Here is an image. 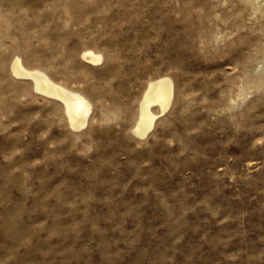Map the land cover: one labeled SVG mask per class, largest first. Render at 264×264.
<instances>
[{"label":"rangeland","instance_id":"obj_1","mask_svg":"<svg viewBox=\"0 0 264 264\" xmlns=\"http://www.w3.org/2000/svg\"><path fill=\"white\" fill-rule=\"evenodd\" d=\"M260 5L0 0V264H264ZM16 58L85 96L87 125ZM164 76L172 105L140 138Z\"/></svg>","mask_w":264,"mask_h":264},{"label":"bare ground","instance_id":"obj_2","mask_svg":"<svg viewBox=\"0 0 264 264\" xmlns=\"http://www.w3.org/2000/svg\"><path fill=\"white\" fill-rule=\"evenodd\" d=\"M247 1L252 2L257 11L262 7L261 2H264ZM81 56L84 61L93 64L103 59L100 53L93 50H86ZM12 72L18 79L31 81L33 91L37 94L59 101L63 105L69 127L74 131L81 130L87 125L91 103L85 96L56 82L41 70L26 68L20 58L13 61ZM174 87L173 80L166 76L154 79L148 84L141 99L139 118L133 129L136 136L145 138L154 129L157 120L170 109L174 99Z\"/></svg>","mask_w":264,"mask_h":264}]
</instances>
